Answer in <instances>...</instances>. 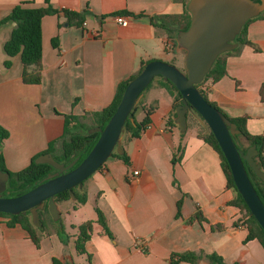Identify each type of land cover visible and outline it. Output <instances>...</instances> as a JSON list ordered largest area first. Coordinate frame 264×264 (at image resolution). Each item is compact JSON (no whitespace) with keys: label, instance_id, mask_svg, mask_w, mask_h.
<instances>
[{"label":"crops","instance_id":"obj_1","mask_svg":"<svg viewBox=\"0 0 264 264\" xmlns=\"http://www.w3.org/2000/svg\"><path fill=\"white\" fill-rule=\"evenodd\" d=\"M188 2L49 0L59 11L87 14L81 26L68 24L61 12L42 18L38 85L23 83L19 56L10 59L9 68L4 67L3 43L14 25H0V127L8 132L0 154L5 168L19 172L50 143H58L64 134L65 116L82 118L109 106L117 86L136 75L142 64H171L184 58L175 40L154 27L151 18L181 14ZM22 3L27 8L47 6L44 0H0V22ZM124 11L130 16H124L127 23L120 26L113 17L123 16L115 14ZM247 39L259 50L237 46L226 60V75L201 89L228 118H244L246 131L262 137L264 19L255 18L249 24ZM167 43L170 52L165 49ZM155 79L140 99L141 119L135 114V121L141 122L144 109L154 107L149 125L138 138L126 133L122 138L129 163L110 158L86 179L78 189L79 194H86L85 204L57 203L64 210L63 223L72 231L71 238L63 243L57 230L45 231L36 246L20 226L8 227V219L0 217V264H53L54 259L62 264H169L172 253L187 251L216 254L225 264H264L259 241L245 242L247 229L234 226L239 211L228 205L234 193L226 188L218 154L199 138L195 125L199 122L192 114L187 113L184 133L176 124H167L174 99L160 87V78ZM89 122L87 118L85 123ZM242 144L248 146L245 141ZM94 207L105 216L113 239L94 224L86 244L88 260L75 250L72 226L96 221ZM197 216L206 221H190ZM136 241L145 244L146 251H138ZM200 262L209 264L205 257Z\"/></svg>","mask_w":264,"mask_h":264},{"label":"water","instance_id":"obj_2","mask_svg":"<svg viewBox=\"0 0 264 264\" xmlns=\"http://www.w3.org/2000/svg\"><path fill=\"white\" fill-rule=\"evenodd\" d=\"M187 11L190 25L179 31L175 42L184 52V69L162 62H148L142 71L126 86L121 101L106 126L94 127L88 134H99L89 154L76 166L78 158L68 165L57 162L51 154H43L34 160L37 165L46 164L54 169L39 185L15 197H4L9 174L0 171V213L9 215L28 214L31 224L40 228L39 212L47 206L50 217L58 221L60 212L55 196L68 191L75 201L72 190L82 188L83 182L116 153L123 154L121 146L125 134L124 125L138 106L140 99L155 78L170 82L181 96L175 109V124L181 133L186 131L187 113L214 136L229 166L235 188L251 216L264 231V205L254 190L243 162L264 183V170L254 158L256 147L241 149L236 136L241 132L228 117L211 106L196 87L202 83L217 58L237 48L236 37L243 26L264 12V0H189Z\"/></svg>","mask_w":264,"mask_h":264},{"label":"trees","instance_id":"obj_3","mask_svg":"<svg viewBox=\"0 0 264 264\" xmlns=\"http://www.w3.org/2000/svg\"><path fill=\"white\" fill-rule=\"evenodd\" d=\"M44 1L47 4V6L44 8H27L25 7L24 3L19 4L15 6L11 10V13L0 22V25L6 23H11L14 25L9 37L3 43L2 49L5 56L7 57V59L4 61V67L9 68L11 65L10 59L19 56L22 63L21 78L23 83L27 85H38L41 81L42 48L40 23L42 18L48 15H57L61 12L65 16L68 24L81 26L84 23L85 16L87 14V12L76 13L66 10L59 11L57 9L52 8V6L49 4V0ZM115 15L130 16V14L126 11L118 12ZM257 19H264V12L259 17H257ZM253 20L254 19L249 20L243 26L240 34L236 37L235 42L238 44V47L249 46L254 51H258V46L247 39V28ZM151 22L154 27H159L165 30L168 33L170 39L174 41L179 31H186L189 28L190 14L185 8L184 11L178 15L152 17ZM174 44L176 43L174 42ZM237 50L238 48L220 55L213 64L208 74L205 76L202 83L196 86L199 89L200 93L203 95L204 99L211 106L217 108L218 110L220 109L214 103L208 100L206 93L203 89H201V87L207 82L216 83L226 75V60ZM146 64L147 63L142 64L139 72L136 75L131 76L128 80L121 82L117 86L115 96L111 104L106 108L102 109L99 112L86 114L82 118L65 116L64 134L61 138V145L58 150H56L55 147V145H57V142L50 143L48 149L43 153L35 156L31 160L28 167L16 173H11L5 168L3 156L0 154V171L9 174V180L7 183L6 191L4 193V197H15L22 195L35 188L47 175L54 172V169L49 165H37L34 163V160L43 154H51L57 162L64 163L65 165H68L74 159L78 158V162L76 164L77 166L89 154V152L91 151V149L99 138L98 133L88 134V130L94 127H100L101 129H103L106 126L112 115L115 113L126 86L142 71L143 67ZM171 64L175 65V61L172 60ZM151 84L152 83H150L146 89H148ZM160 87L163 88L167 92V94L174 99L173 110L167 119V124L175 126V109L181 103V96L170 82L160 81ZM260 95L262 99H264V84H262L260 88ZM138 108L139 107H137L129 115L134 119V124H132L127 119L124 125L125 133L129 134L131 138H138L140 136L143 130L149 125L150 115L155 110L154 107L145 108L143 120L141 122H136L134 115ZM87 118L90 121L88 124L85 123V120ZM228 119L230 120V122L234 123L236 125L237 130L241 132L240 135L236 136V140H238L241 145L242 141H245L248 145L247 147H243L242 150H246L247 148L253 145L256 147L257 156L254 158V160L260 163L264 170V136L261 137L250 135L246 131L244 118ZM71 122L74 123L72 128H70ZM195 125L199 127V138H201L206 144L212 147L213 150L218 154L220 159V165L226 179V188L234 193L233 200L228 203V205L237 208L239 211V217L238 220L235 222L234 226H236L237 224L243 225L247 229L248 234L245 239V242L255 239L259 241V243L264 248V231L258 225L256 220L251 216L250 211L248 210L241 196L237 192L227 161L225 160L214 136L208 129L205 130V128H203L199 123L195 122ZM7 137V132L0 128V143H2L3 140ZM181 151V148H179L178 152ZM112 158L122 160L125 164L129 163L128 157L124 153L122 155H117L116 153H114L112 155ZM172 161L173 163H175L176 157H174ZM243 164L254 190L256 191L258 197L264 205V183H262L252 173V171L247 167V164L245 162H243ZM72 195L77 204L83 205L86 203V194H79L77 187L72 190ZM70 200L71 196L68 191L59 193L55 196L56 203L66 202ZM177 207L179 210L180 203L177 204ZM94 211L97 216L96 221H86L76 227L72 226V228L76 230V239L74 243L75 250L79 255L87 256L88 260H90L91 257L86 251V244L88 241H90L93 235L94 224H98L102 228L103 235L107 236L110 240L113 239L112 234L108 229L106 218L103 213L97 207H94ZM0 217L8 219V227H14L16 225L20 226L28 234L29 238L36 246H39L41 235L46 231V222L50 221L51 219L47 206H45L44 209L39 212V220L41 225L40 228H35L31 224V218L28 214H20L15 216L0 213ZM195 219L200 222L206 221L204 218L198 216L192 218L190 221H193ZM57 233L63 243H66L68 241V237L64 234V229L62 225H59ZM203 257L208 260L209 264H225L223 260L216 254L204 256L203 254H197L191 251L183 253H172L169 258V264H197ZM53 264L62 263L54 259Z\"/></svg>","mask_w":264,"mask_h":264},{"label":"rangeland","instance_id":"obj_4","mask_svg":"<svg viewBox=\"0 0 264 264\" xmlns=\"http://www.w3.org/2000/svg\"><path fill=\"white\" fill-rule=\"evenodd\" d=\"M176 65H177V67L179 68V69H184V58H182L178 63H175ZM156 80V79H155ZM155 80L152 82V84H151V86L152 85H154V83H155ZM151 86L149 87V88H151ZM148 88V89H149ZM136 117H137V119H141V117H142V109H141V107H139L138 109H137V111H136ZM134 118H135V115H134ZM188 121H189V119H188ZM1 129H3L4 131H6L4 128H2V127H0ZM206 130V129H205ZM7 132V131H6ZM83 132V131H82ZM7 134H8V132H7ZM8 138V137H7ZM60 145H61V140L57 143V148H59L60 147ZM2 146H3V142L2 143H0V148H2ZM68 203L70 204V203H73V204H75L76 202L75 201H73V200H70V201H68ZM58 209H59V212H60V216H59V219H58V221L56 222V221H53L52 220V218L50 219V221H47L46 222V226H47V228H46V231L47 232H49V231H52V230H57L58 229V227H59V225H62L63 226V229H64V234L68 237V239H70L71 238V236H70V234H72V231L69 229V228H65L64 227V220H65V213H64V210L62 209V207L60 206H58ZM197 264H204V263H201L200 261L197 263Z\"/></svg>","mask_w":264,"mask_h":264},{"label":"built area","instance_id":"obj_5","mask_svg":"<svg viewBox=\"0 0 264 264\" xmlns=\"http://www.w3.org/2000/svg\"><path fill=\"white\" fill-rule=\"evenodd\" d=\"M113 20L115 23H117L120 26H125L127 23V19L124 16H114ZM84 25V23H83ZM166 51L170 52L171 51V44L167 43L165 46ZM263 166H264V159H263ZM134 175H137V173L135 172ZM135 248L140 251V252H144L146 251V246L145 244H143L140 241H136L134 244Z\"/></svg>","mask_w":264,"mask_h":264},{"label":"flooded vegetation","instance_id":"obj_6","mask_svg":"<svg viewBox=\"0 0 264 264\" xmlns=\"http://www.w3.org/2000/svg\"><path fill=\"white\" fill-rule=\"evenodd\" d=\"M243 147H244V146H243V144H242V145H241V149H243Z\"/></svg>","mask_w":264,"mask_h":264}]
</instances>
